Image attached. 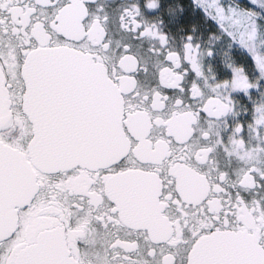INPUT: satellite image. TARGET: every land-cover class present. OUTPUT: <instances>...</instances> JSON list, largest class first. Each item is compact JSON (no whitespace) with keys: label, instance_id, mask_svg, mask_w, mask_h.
<instances>
[{"label":"snow or ice","instance_id":"6c2138e0","mask_svg":"<svg viewBox=\"0 0 264 264\" xmlns=\"http://www.w3.org/2000/svg\"><path fill=\"white\" fill-rule=\"evenodd\" d=\"M0 264H264V0H0Z\"/></svg>","mask_w":264,"mask_h":264},{"label":"flooded vegetation","instance_id":"af4514ba","mask_svg":"<svg viewBox=\"0 0 264 264\" xmlns=\"http://www.w3.org/2000/svg\"><path fill=\"white\" fill-rule=\"evenodd\" d=\"M183 2H184V4H188V3H190L189 2V0H183ZM185 16H187V17H189V18H192V17H194L195 16V12H193L192 10H186L184 13H182L181 15H180V19H179V24L180 25H183L186 21L184 20V17ZM175 27H176V25L175 24H166L165 25V30L167 31V30H175Z\"/></svg>","mask_w":264,"mask_h":264},{"label":"rangeland","instance_id":"374dc122","mask_svg":"<svg viewBox=\"0 0 264 264\" xmlns=\"http://www.w3.org/2000/svg\"><path fill=\"white\" fill-rule=\"evenodd\" d=\"M189 2H190V0H189Z\"/></svg>","mask_w":264,"mask_h":264}]
</instances>
